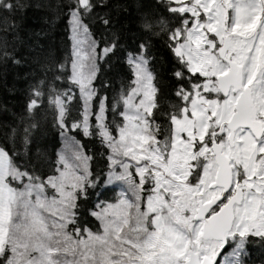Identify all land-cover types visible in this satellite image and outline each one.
Returning <instances> with one entry per match:
<instances>
[{
	"label": "snow or ice",
	"instance_id": "6c2138e0",
	"mask_svg": "<svg viewBox=\"0 0 264 264\" xmlns=\"http://www.w3.org/2000/svg\"><path fill=\"white\" fill-rule=\"evenodd\" d=\"M9 66L0 264H264V0H0Z\"/></svg>",
	"mask_w": 264,
	"mask_h": 264
},
{
	"label": "trees",
	"instance_id": "16d2710c",
	"mask_svg": "<svg viewBox=\"0 0 264 264\" xmlns=\"http://www.w3.org/2000/svg\"><path fill=\"white\" fill-rule=\"evenodd\" d=\"M41 15H42V13L33 12L32 10H28L27 16L28 17L35 16V17H37V19L35 21L32 20V19H29L27 21V24L31 25V26H36V24L39 23V16H41ZM62 37H65L64 25L60 24L58 26V29H57V32H56V39H57L58 43L60 42V39ZM67 47H68V49L70 51V49H71V42L70 41L68 42ZM21 71H22V69L13 68L12 66L8 67L7 74H6V79L4 81H0V103H7L9 107H13V105H16L18 107L19 102L21 100L20 94L19 93H15V94L9 93L7 89L12 87L14 83L17 84V87H21L22 86V85L19 84V82L15 81V79H14L16 74L18 72H21ZM0 118H3V114H0ZM77 139L81 140L82 143L88 144L89 150H90V154H95L97 152V150H102V149H100V146H99L98 143H96V144L91 143V142H89L88 138H82L80 136H77ZM56 140H57V142L59 141V137L58 136L56 137ZM57 147H59V143H57ZM117 191H118V189H117ZM113 195H114V193L110 191L103 198H110ZM261 258H264V257H262L259 254V249H257V248H251L250 249V257H249L250 260L259 261Z\"/></svg>",
	"mask_w": 264,
	"mask_h": 264
}]
</instances>
